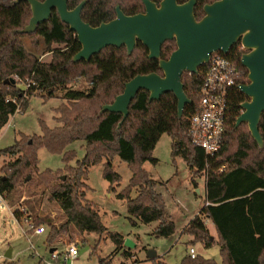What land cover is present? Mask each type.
Segmentation results:
<instances>
[{
	"label": "trees",
	"instance_id": "16d2710c",
	"mask_svg": "<svg viewBox=\"0 0 264 264\" xmlns=\"http://www.w3.org/2000/svg\"><path fill=\"white\" fill-rule=\"evenodd\" d=\"M16 1L0 0V134L16 113L27 109L34 96L47 100L61 92L65 103L55 110L58 127L49 128L40 121L42 135H23L15 145L0 151V157L18 156L1 169L0 194L11 199L25 185L47 186L50 200L59 204L66 222L56 228L52 222L39 217L31 220L37 227L46 225L50 229L46 243L51 246L71 225L81 235L107 233L94 206L86 202L85 180L90 167L106 162L104 178L115 191L114 186L121 181L120 175L113 171L115 157L127 163L133 173L128 188L117 196L127 201L131 223L136 225L135 220L144 225L158 223L153 233L155 237L168 239L173 236L176 227L166 213L162 194L156 190L157 182L143 169L146 162L158 163L153 152L166 134L173 139V157L185 161L194 179L206 178V205L183 231L192 238L188 246L196 243L206 248L218 246L221 264H264V147L261 149L253 140L246 124L235 128L242 113L241 105L248 99L241 92L232 91L224 141L213 157H207L200 148L193 146L189 137V118L200 99L205 67L197 75L184 73L182 77L185 92L193 102L186 108L183 118L178 116L174 94L168 93L159 101L150 102L149 93L142 91L131 103L129 116L119 129L123 117L109 112L100 114L102 107L112 104L123 93L125 84L136 76L162 75L158 61L149 60L148 50L138 43L131 55L124 47H109L89 62L74 63L73 58L81 46L58 13L54 10L50 20L38 26L33 34H22L20 31L29 24L32 13L28 3L15 5ZM83 1L68 0V7L72 10ZM86 1L82 19L92 27L114 20L117 6L127 16L145 11L142 0ZM151 1L159 5L162 0ZM188 1L178 0V3ZM215 1L218 0H197L196 19L201 20L204 6ZM24 38L30 39L34 52L26 48ZM175 50V41L166 42L162 47V59L168 60ZM37 52L51 54V61L43 62ZM243 53L238 44L227 57L241 69L242 83L247 84L248 72L241 64ZM79 79L86 80L88 91L69 89ZM6 81L9 83L5 84ZM259 130L264 141V113ZM76 141L86 144L87 154L72 168L69 162L76 156L66 149ZM41 149L63 155L66 168L56 173H38ZM223 167L224 171L220 172ZM193 183L197 187L195 180ZM134 192L136 197L132 198ZM14 216L20 221L23 213L17 209ZM206 220L215 228V240ZM110 237L116 251H122L124 237L119 234ZM125 255L129 257V252ZM4 264L14 263L5 261ZM99 264L111 262L100 259ZM153 264L166 263L155 259ZM182 264L217 263L198 255L192 259L188 255Z\"/></svg>",
	"mask_w": 264,
	"mask_h": 264
},
{
	"label": "rangeland",
	"instance_id": "374dc122",
	"mask_svg": "<svg viewBox=\"0 0 264 264\" xmlns=\"http://www.w3.org/2000/svg\"><path fill=\"white\" fill-rule=\"evenodd\" d=\"M26 48L33 51L31 41L24 38ZM40 60L50 62L51 54L43 55L37 52ZM69 89L88 91L86 80L79 79ZM62 93L44 100L40 96L30 99L26 110L16 113L8 125L0 134V151L12 147L23 135L40 136L42 129L40 121H44L49 128L58 127L55 121L58 117L55 110L65 103ZM173 139L169 135H163L153 152V157L158 160L156 165L146 162L143 169L157 182V192L162 194L166 213L174 222L176 230L173 236L168 239L157 238L153 235L158 223L144 225L136 221L133 225L128 213L127 201L118 199V194L123 192L130 185L133 173L127 163L119 157L112 162L113 171L121 177L119 185H115V191L111 190V184L104 178L105 163L92 166L88 169L85 183L87 188L86 202L91 203L107 233L103 236L97 234L81 235L74 226L67 227L49 246L46 243L50 229H46L43 235H36L31 231L30 225L24 220L18 222L14 213L18 209L23 216L32 220L35 217L52 222L59 228L66 222V216L60 209L57 202L50 200L51 194L47 186L40 185L30 187L25 185L19 189V193L11 199H3L0 210V264L5 261L14 264H40L42 261H49L51 250L63 251L69 243H78L79 255L75 264H99L100 259H106L111 264H153L151 257L156 254L166 264H182L189 249L193 248L196 255L205 259H211L217 264L222 263L220 248L213 246L206 248L201 243L188 246L192 238L183 233V229L200 214L206 205V178L197 177L194 179L193 172L189 169L181 157L172 155ZM66 152H73L76 159L69 162V166L75 168L79 161H82L87 152L86 144L83 141H76L67 147ZM17 157H0V177L2 167L16 160ZM66 168L63 155L52 154L46 149L38 152V173L59 172ZM37 173V174H38ZM37 174L35 176H37ZM195 180L197 187H195ZM34 192V193H33ZM33 193V195L31 194ZM136 197L134 192L132 198ZM211 228L213 239H216L215 228L209 220H206ZM40 227V226H39ZM112 234H119L124 237V249L116 251L117 247L111 239ZM131 246L127 247L126 242ZM8 250L12 251L11 260L5 259ZM129 252V257L125 255Z\"/></svg>",
	"mask_w": 264,
	"mask_h": 264
},
{
	"label": "water",
	"instance_id": "95a60500",
	"mask_svg": "<svg viewBox=\"0 0 264 264\" xmlns=\"http://www.w3.org/2000/svg\"><path fill=\"white\" fill-rule=\"evenodd\" d=\"M22 2L30 5L32 17L20 33L33 34L38 26L50 20L55 10L81 46L74 63L89 62L109 47H124L131 55L138 43L148 50L149 60L158 61L162 75L136 76L125 84L123 93L112 104L102 107L100 114L109 112L123 117L119 129L129 116L131 103L142 91L149 93L150 102L159 101L165 94H174L178 116L183 118L186 108L193 105L182 82L184 73L199 74L213 54L228 56L240 44L247 51L241 57V64L248 72V83L240 91L248 100L241 105L242 113L235 128L246 124L253 140L261 149L264 147L259 130L264 113V0H218L204 6L201 20L195 17L197 0L184 4L178 0H162L159 5L142 0L143 13L127 16L117 6L116 18L98 27L82 19L86 0L72 10L68 0H17L15 5ZM168 41H175L176 50L168 60H163L162 47ZM126 246L131 243L126 242ZM11 258L12 251L8 250L5 259Z\"/></svg>",
	"mask_w": 264,
	"mask_h": 264
},
{
	"label": "built area",
	"instance_id": "2783aa9c",
	"mask_svg": "<svg viewBox=\"0 0 264 264\" xmlns=\"http://www.w3.org/2000/svg\"><path fill=\"white\" fill-rule=\"evenodd\" d=\"M203 75L200 99L195 113L189 118V137L193 146L200 148L207 157H213L219 152L224 141L232 91L241 92V87L246 84L242 83L244 75L241 69L232 59L221 53L211 56ZM223 171L224 167L220 169V172ZM3 199L5 198L0 194V210L4 203ZM21 220L30 225L34 234L46 233L44 227L35 226L24 216ZM78 246V243H69L63 251L58 253L55 250L51 253L49 261L42 262L43 264H75L79 255ZM189 255L192 259L197 256L193 248L189 249Z\"/></svg>",
	"mask_w": 264,
	"mask_h": 264
},
{
	"label": "crops",
	"instance_id": "0c3cea01",
	"mask_svg": "<svg viewBox=\"0 0 264 264\" xmlns=\"http://www.w3.org/2000/svg\"><path fill=\"white\" fill-rule=\"evenodd\" d=\"M185 229V228H184ZM184 229H183V231H184ZM210 230H211V228H210ZM212 232V231H211ZM189 253V252H188ZM155 259H157V260H161V258H159L156 254H153V257H151V260L152 261H154ZM122 264H124L123 262H122Z\"/></svg>",
	"mask_w": 264,
	"mask_h": 264
},
{
	"label": "flooded vegetation",
	"instance_id": "af4514ba",
	"mask_svg": "<svg viewBox=\"0 0 264 264\" xmlns=\"http://www.w3.org/2000/svg\"><path fill=\"white\" fill-rule=\"evenodd\" d=\"M207 5H208V4H207ZM242 51H244V53L247 52L244 48L242 49ZM244 53H243V54H244Z\"/></svg>",
	"mask_w": 264,
	"mask_h": 264
}]
</instances>
